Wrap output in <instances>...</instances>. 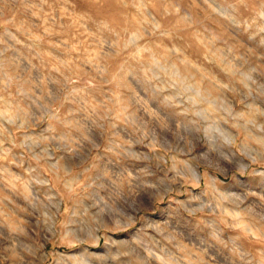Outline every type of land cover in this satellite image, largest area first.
I'll return each instance as SVG.
<instances>
[{"label": "rangeland", "instance_id": "1", "mask_svg": "<svg viewBox=\"0 0 264 264\" xmlns=\"http://www.w3.org/2000/svg\"><path fill=\"white\" fill-rule=\"evenodd\" d=\"M0 264H264V0H0Z\"/></svg>", "mask_w": 264, "mask_h": 264}]
</instances>
